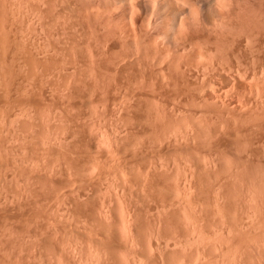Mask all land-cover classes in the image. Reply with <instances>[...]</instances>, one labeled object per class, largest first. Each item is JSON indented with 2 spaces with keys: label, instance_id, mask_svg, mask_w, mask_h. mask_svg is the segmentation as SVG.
I'll return each mask as SVG.
<instances>
[{
  "label": "rangeland",
  "instance_id": "rangeland-1",
  "mask_svg": "<svg viewBox=\"0 0 264 264\" xmlns=\"http://www.w3.org/2000/svg\"><path fill=\"white\" fill-rule=\"evenodd\" d=\"M92 1L0 0V264H264V0Z\"/></svg>",
  "mask_w": 264,
  "mask_h": 264
},
{
  "label": "bare ground",
  "instance_id": "bare-ground-1",
  "mask_svg": "<svg viewBox=\"0 0 264 264\" xmlns=\"http://www.w3.org/2000/svg\"><path fill=\"white\" fill-rule=\"evenodd\" d=\"M90 2V0H87V2ZM92 1V0H91ZM100 1V0H99ZM85 2V1H84ZM92 3H93V1H92ZM88 4V7H90V9H91V7H94V5H92L91 3H87ZM87 4L85 5L86 7H87ZM98 5H100L101 4V2H100V4L99 3H97ZM90 5H92V6H90ZM95 5H96V3H95ZM82 7V6H81ZM81 9H84V7L83 8H81ZM87 9H89V8H87Z\"/></svg>",
  "mask_w": 264,
  "mask_h": 264
}]
</instances>
